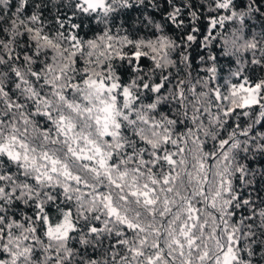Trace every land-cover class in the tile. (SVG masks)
<instances>
[{
	"label": "trees",
	"instance_id": "16d2710c",
	"mask_svg": "<svg viewBox=\"0 0 264 264\" xmlns=\"http://www.w3.org/2000/svg\"><path fill=\"white\" fill-rule=\"evenodd\" d=\"M105 3L0 0V264H264V0Z\"/></svg>",
	"mask_w": 264,
	"mask_h": 264
},
{
	"label": "rangeland",
	"instance_id": "374dc122",
	"mask_svg": "<svg viewBox=\"0 0 264 264\" xmlns=\"http://www.w3.org/2000/svg\"><path fill=\"white\" fill-rule=\"evenodd\" d=\"M84 9L92 10H105L107 5L105 0H79ZM258 84H245L242 83L238 86V90L242 92V106H252L258 102ZM46 221V233L51 236H65L69 229H71L72 223L69 220L68 215H63L59 222L50 224Z\"/></svg>",
	"mask_w": 264,
	"mask_h": 264
}]
</instances>
